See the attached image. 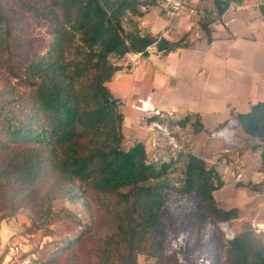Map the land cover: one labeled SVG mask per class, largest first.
Wrapping results in <instances>:
<instances>
[{"label": "trees", "instance_id": "16d2710c", "mask_svg": "<svg viewBox=\"0 0 264 264\" xmlns=\"http://www.w3.org/2000/svg\"><path fill=\"white\" fill-rule=\"evenodd\" d=\"M211 1L221 17L242 0ZM142 5L0 0V69L10 79L0 89V197L10 214L28 208L34 225L54 220L60 197L85 201L89 225L57 245L51 262L139 264L144 255L158 263L167 257L170 231L181 228L178 253L187 264H264V239L251 229L219 250L216 224L240 210L218 205L214 192L225 182L214 165L191 152L154 161L141 142L123 145L121 101L108 87L121 69L117 61L131 52L148 56L152 46L168 53L189 45V33L169 40L145 30L149 9ZM200 26L210 42L209 22ZM236 118L255 139L250 148L260 151L264 172V101ZM192 126L199 131L198 118ZM196 202L201 211L187 215Z\"/></svg>", "mask_w": 264, "mask_h": 264}, {"label": "crops", "instance_id": "0c3cea01", "mask_svg": "<svg viewBox=\"0 0 264 264\" xmlns=\"http://www.w3.org/2000/svg\"><path fill=\"white\" fill-rule=\"evenodd\" d=\"M231 17L233 20L229 25H223ZM200 21L209 22L210 42ZM141 26L169 40H177L189 33L191 41L187 47L168 53L159 52L152 46L148 56L131 52L117 61L121 69L108 87L121 101L124 147L141 142L147 151L150 141L156 137L158 148L153 156L148 155L149 158L154 161L169 158L165 139L149 126L139 111L130 107L138 97L151 95L158 106L176 110V118L170 121L171 124L187 114L192 115L191 121L179 123L178 135L184 147L179 157L191 152L207 160L206 154L223 148L233 157L242 152L239 160L246 165L243 157L252 151L250 145L255 139L243 132L236 115L264 101V15L261 10L240 9L234 14L228 11L220 17L213 2L204 0L201 13L189 18L168 17L155 6L145 14ZM196 33L202 37L197 38ZM195 118L201 124L199 131L192 126ZM247 172L250 173L249 188L264 185V172L258 169H247L236 183H241ZM223 180L226 182L227 178ZM259 193L253 189L250 197L241 201L239 221H255L264 227V195L259 196Z\"/></svg>", "mask_w": 264, "mask_h": 264}, {"label": "rangeland", "instance_id": "374dc122", "mask_svg": "<svg viewBox=\"0 0 264 264\" xmlns=\"http://www.w3.org/2000/svg\"><path fill=\"white\" fill-rule=\"evenodd\" d=\"M43 31L37 30L35 33H42ZM191 41V36L188 38ZM9 77L0 69V89L9 81ZM249 148V145L248 147ZM235 153V152H234ZM242 152L236 154L233 157L232 153L225 152L223 148L213 153L206 154L208 165H214L221 173L224 172L217 162L224 155H227L235 160H239ZM243 161L247 164H242L241 167H235L232 174L226 176L227 180L225 186L214 192L216 201L220 207L229 208L237 207L241 205V201L244 198L250 197L252 190L257 189L260 195H264V185H258L249 188L250 173H244V177L241 183H236L235 175L241 170L257 171L260 169V152L258 150H252L246 153L243 157ZM240 162V160L238 161ZM260 171V170H259ZM222 179H224L222 177ZM4 199L0 197V239L4 242L19 241L27 244L31 250L37 253V257L40 258L38 264H59L58 262H51L50 256L54 252L57 245L63 240L76 237L80 232L84 231L90 223L91 211L83 200L70 201L65 197H60L53 201L52 207L54 210V220L46 225L33 224L32 214L28 208L19 209L15 214H10L5 207ZM201 211L200 203L196 202L191 205L187 212V215L192 216L198 214ZM169 213V207L165 208V214ZM240 217V216H239ZM238 217V218H239ZM237 219L219 222L217 223L218 234L217 243L220 247L223 241L228 240L233 235L239 233L245 229L253 230L257 235L264 239V227L261 230L256 226L255 221H239ZM264 226V225H262ZM167 244V257L155 262L154 259L141 255V264H187L178 253L179 248L184 243V236L181 228H176L170 231L168 235ZM189 264V263H188Z\"/></svg>", "mask_w": 264, "mask_h": 264}, {"label": "built area", "instance_id": "2783aa9c", "mask_svg": "<svg viewBox=\"0 0 264 264\" xmlns=\"http://www.w3.org/2000/svg\"><path fill=\"white\" fill-rule=\"evenodd\" d=\"M142 10L150 9L151 7H159L161 11L168 17L188 16L195 18L201 13V4L204 0H141ZM264 7V0H242L234 2L230 5L228 11L234 14L237 10ZM227 11V12H228ZM229 20L223 22V25L228 26ZM197 38H201L200 33H196ZM133 110L139 111L143 118L148 120L149 126L161 137H163L168 147V157L175 158L183 149V144L180 141L178 130L180 125L177 121L171 124L170 121L176 118V110L173 108H163L158 106L151 95L138 97L130 104ZM158 148V139L155 137L150 141L147 154L153 156ZM224 168L221 177L225 178L233 172L235 167H241L242 163L238 162L227 155H224L217 162ZM244 170L238 172L235 177L237 180L242 178ZM261 230L263 227L256 224ZM37 258V253L31 248L19 241L4 242L0 239V264H32Z\"/></svg>", "mask_w": 264, "mask_h": 264}]
</instances>
